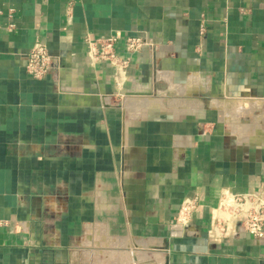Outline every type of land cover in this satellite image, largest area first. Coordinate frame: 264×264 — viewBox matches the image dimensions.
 <instances>
[{"label": "crops", "instance_id": "0c3cea01", "mask_svg": "<svg viewBox=\"0 0 264 264\" xmlns=\"http://www.w3.org/2000/svg\"><path fill=\"white\" fill-rule=\"evenodd\" d=\"M0 11V264H264V239L234 223L214 234L223 192L264 184V0H0ZM112 33L121 54L129 34L152 42L123 83L86 62V39ZM36 41L72 62L32 78L19 54ZM130 91L155 106L116 100ZM188 197L186 228L175 219Z\"/></svg>", "mask_w": 264, "mask_h": 264}, {"label": "built area", "instance_id": "2783aa9c", "mask_svg": "<svg viewBox=\"0 0 264 264\" xmlns=\"http://www.w3.org/2000/svg\"><path fill=\"white\" fill-rule=\"evenodd\" d=\"M121 39L119 33L86 39L87 64L89 66L101 63L111 65L115 71L117 83L119 80H121L119 83H123V78L127 77V69L133 56L146 46L152 45L146 36L129 34L124 37L125 52L121 54L117 49ZM19 55L25 71L34 79L58 75L64 65L72 62L53 54L49 47L41 41H36L30 50ZM197 207L198 197L185 198L180 205L175 222L187 228ZM217 211L215 236H224L230 223H234L238 232L245 231L257 239H264V184L260 190L249 189L241 193L226 189L222 194ZM3 223L4 220L0 218V225ZM122 264H158V262L133 258Z\"/></svg>", "mask_w": 264, "mask_h": 264}, {"label": "bare ground", "instance_id": "6f19581e", "mask_svg": "<svg viewBox=\"0 0 264 264\" xmlns=\"http://www.w3.org/2000/svg\"><path fill=\"white\" fill-rule=\"evenodd\" d=\"M185 87H186V86H185ZM173 88H174V87H173ZM173 88H172V89H173ZM177 88H178V87H177ZM178 89H180V88H178ZM181 90H182V89H181ZM188 91H189V90H188ZM184 93H185V92H184ZM185 94H186V93H185ZM188 94H189V93H188ZM131 97H133V98H131L130 100H132V99H137V101H138V99H139V101H140V99H143V97H146V98L148 97L147 100H149V101H152L153 98L156 99V98L153 96V94H151V93H150V94H145V95H138V94L136 95V94H132ZM172 98H173V97H172ZM177 98H178V97H177ZM182 98H183V97H182ZM182 98H181V100H182ZM189 98H191V97H188V99H189ZM158 99H159V97H158ZM160 99H161V98H160ZM173 99H174V98H173ZM175 99H176V98H175ZM185 99H186V98H184L183 101H185ZM130 100H129V101H130ZM156 100H157V99H156ZM161 100H162V99H161ZM161 100H160V101H161ZM181 100H180V101H181ZM217 100H218V99H217ZM135 101H136V100H135ZM137 101H136V102H137ZM143 101H144V100H143ZM163 101H164V100H163ZM193 101H194V99H193ZM193 101H192V102H193ZM141 102H142V101H141ZM153 102H154V101H153ZM153 102H152V103H153ZM156 102H157V101H156ZM176 102H178V101H176ZM181 102H182V101H181ZM181 102H180V103H181ZM244 102H245V101H244ZM129 103H130V102H129ZM146 103H147V102H146ZM150 103H151V102H150ZM152 103L150 104L151 106H152ZM161 103H162V101H161ZM183 103L185 104L186 102H183ZM183 103H182V104H183ZM190 103H191V101H190V102L188 101V104H190ZM200 103H201V102H200ZM239 103L241 104L242 102H239ZM245 103L248 104V102H245ZM122 104H123V103H122ZM130 104H131V103H130ZM137 104H139V103H137ZM140 104H141V103H140ZM159 104H160V102H159ZM169 104H171V102H170ZM186 104H187V103H186ZM188 104H187V105H188ZM243 104H244V103H242V105H243ZM135 105H136V104H135ZM147 105H148V104H147ZM150 105H149V106H150ZM242 105H241V106H242ZM244 105H245V104H244ZM251 105H253V102L251 103ZM136 106H138V105H136ZM142 106H143V105H142ZM151 106H150V107H151ZM154 106H155V104H154L152 107H154ZM247 106H248V105H247ZM127 107H128V106H127ZM134 107H135V106H134ZM238 107H239V106H238ZM238 107H237V108L234 107V108H235V109H238ZM139 108H140V106H139ZM241 108H245V107L242 106ZM241 108H240V109H241ZM246 108H247V107H246ZM247 109H248V108H247ZM232 110H233V109H232ZM243 110H244V109H243ZM250 110H251V109H250ZM250 110H249V111H250ZM140 111H141V110H140ZM239 111H241V110H239ZM239 111H238V114L240 113ZM130 112H131V111H130ZM136 112H137V111H136ZM234 112H236V110H235ZM243 112H244V111H243ZM245 112H246V111H245ZM232 113H233V111H232ZM234 114H235V113H234ZM236 114H237V112H236ZM234 116H235V115H234ZM256 119H259V118L257 117Z\"/></svg>", "mask_w": 264, "mask_h": 264}, {"label": "rangeland", "instance_id": "374dc122", "mask_svg": "<svg viewBox=\"0 0 264 264\" xmlns=\"http://www.w3.org/2000/svg\"><path fill=\"white\" fill-rule=\"evenodd\" d=\"M138 95H139V94H138ZM123 98H124V99H123ZM131 98H133V97H131V94H127L125 97H124V96H123V97H118L116 100H117L118 102L121 101V104L123 103V105L130 107V109H134V108H131V107L135 106V109H134V110H136V108H138V107H136V105H137L136 103H139V102L142 101L141 104H143V105L145 104V105H146L147 103L150 102L149 100H147L148 97H147V98H146V97H143V99H140V101H139V99H138V101H137V99H132V100H130ZM116 100H115V101H116ZM129 100H130V101H129ZM135 100H136L137 102H136ZM143 100H144V101H143ZM129 102H130L131 104H130ZM146 102H147V103H146ZM121 104H120V105H121ZM135 104H136V105H135ZM139 104H140V103H139ZM123 105H122V107H124Z\"/></svg>", "mask_w": 264, "mask_h": 264}, {"label": "water", "instance_id": "95a60500", "mask_svg": "<svg viewBox=\"0 0 264 264\" xmlns=\"http://www.w3.org/2000/svg\"><path fill=\"white\" fill-rule=\"evenodd\" d=\"M129 94H136L137 92H134V91H130V92H128ZM148 94H150L151 92L149 91V92H147Z\"/></svg>", "mask_w": 264, "mask_h": 264}]
</instances>
